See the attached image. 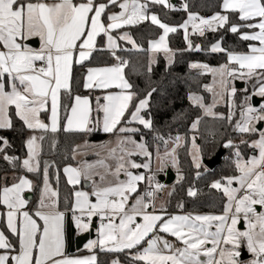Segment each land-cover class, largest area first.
Listing matches in <instances>:
<instances>
[{
	"label": "snow or ice",
	"instance_id": "obj_1",
	"mask_svg": "<svg viewBox=\"0 0 264 264\" xmlns=\"http://www.w3.org/2000/svg\"><path fill=\"white\" fill-rule=\"evenodd\" d=\"M151 5L184 11L187 19L170 25ZM219 7L205 17L189 3L178 9L171 0H0V130H13L19 120L29 132L23 157L9 155L12 144L0 136V158L25 173L0 183V264H104L101 254L111 256L108 264H264V0H221ZM144 22L162 30L147 50L122 31ZM180 30L182 51H204L192 37L209 32L227 31L249 43L247 51L230 50L221 35L207 50L224 54V63L190 64L198 75L211 76L210 83L198 84L211 101L189 91L190 111L175 113L168 127L185 120L189 126L173 135L162 132L154 117L161 107L154 94L163 95L164 89L151 84L139 89L125 72L130 61L119 53L150 52L148 74L160 54L171 67L177 50L169 46V35ZM100 53L111 62L94 64ZM221 106L226 112L217 110ZM206 118L226 133L230 128L238 142L228 134L217 140L215 129L205 128V136ZM95 132L112 139L98 145L85 140L66 150L64 159L75 165L42 159L45 141L55 152L62 133ZM216 144L229 150L224 159L234 170L210 183L222 195L220 211L185 212L180 202V212L169 213L166 201L157 203L166 190L158 175L172 166L177 183L184 180L178 152L183 148L199 179L209 171L205 145ZM89 149L96 160H77ZM27 174L41 181L32 207L25 193L37 186ZM62 174L71 189L64 197ZM175 191L172 186L168 196ZM198 191L189 187L187 196L196 198ZM93 231L96 238L84 245L88 255L69 254L73 234Z\"/></svg>",
	"mask_w": 264,
	"mask_h": 264
},
{
	"label": "trees",
	"instance_id": "obj_2",
	"mask_svg": "<svg viewBox=\"0 0 264 264\" xmlns=\"http://www.w3.org/2000/svg\"><path fill=\"white\" fill-rule=\"evenodd\" d=\"M189 3L190 9L192 11L198 12L199 15L208 17L213 15L215 12L220 11L221 0H177L176 8H181L185 3ZM151 11L156 12L163 22L169 23L171 25H178L187 19V14L184 11H171L160 5H151ZM132 36L137 41L138 44L147 50L148 43L150 40L157 38L162 30L157 26L150 24L149 22L141 23L140 25L129 27ZM223 36V46L230 50L235 51H247L248 43L247 41H242L237 35L232 34L227 31L206 34V37L193 36V42L201 44L205 50L201 52H191L182 51L185 49V41L183 39V31L180 30L175 34L169 35V45L171 48L177 50L175 57V63L171 66H167V61L163 54H160L157 59L158 63L153 66V71L151 74L147 73V65L149 63V52L148 51H137L130 50L121 53L126 59L130 61L129 68L125 69L126 75L139 89L144 90L151 84L152 86L159 85L164 89L163 95L154 94V102L159 103V107L154 112V117L156 120V126L161 129L162 132L171 131L173 135L179 131L184 133L189 126L190 121L185 120L182 122H177L172 124L171 127L168 125L172 122V118L175 113L184 111H190V102L187 100V94L189 91H199L200 94L205 95L207 102L211 99V94L203 92L202 88L198 87V84L202 85L205 83H210L211 76L198 75L196 70L190 68V64L193 62L207 63L211 66H218L224 63L225 56L222 53H211L207 49L211 43L215 42ZM111 58L105 54L100 53L95 56L94 64L102 65L110 63ZM82 71L77 69V73ZM79 75H77V81L79 82ZM75 90L79 94H87L82 87H76ZM218 111L226 112V108L221 106L217 109ZM15 127L13 130H0V136L6 137L12 144V150L9 151V155H16L23 157L25 149L23 147V142L29 135L27 130L22 129V122L19 120L14 121ZM218 130L217 140L220 139V135L228 134L232 138L238 140L237 134L232 133L231 129L221 127L216 121H212L210 118H206V126L202 125V131L204 135L207 136V131L205 130ZM110 136L103 132H95L91 135H65L61 134L59 136L60 144L58 145L55 152L51 151L47 141L44 143V151L42 153L43 160H56L58 165L61 167L67 163L74 164L76 161L65 160L64 155L66 150H70L76 144H81L88 141L91 143H98L105 141ZM139 138V137H137ZM150 143L152 142V136L148 135L145 137ZM198 143H204V140H199ZM153 146L150 149H154ZM221 147L219 144L216 145H205V158H211L216 154V152ZM245 152L250 155L252 152L249 149H244ZM179 152V167L184 175V180L177 183V180L172 183L175 186L176 191L172 196L167 197L166 207L169 213H178L180 210L177 208V204L183 202L185 207V212H219L222 207L223 198L221 193L210 188V183L219 179L221 176H227L233 174V167L224 158L230 156L229 150L225 149V154L223 156L222 163L215 167L214 169H209L208 172L197 179L196 169L192 164L191 157L187 152L181 148ZM2 157V154H0ZM203 171V169H201ZM25 174L21 169H13L6 161L0 158V176L8 175L6 183L12 182L14 176ZM13 176L11 179L10 176ZM30 178L35 181L38 191L39 185L41 183L40 178L33 175L27 174ZM189 187H194L198 189V196L196 198L187 196V189ZM61 196L64 197L70 194V187L66 185L65 178L63 174L61 175ZM121 260L123 261L125 257L121 255ZM111 259L109 254H101V260L104 264H108Z\"/></svg>",
	"mask_w": 264,
	"mask_h": 264
},
{
	"label": "water",
	"instance_id": "obj_3",
	"mask_svg": "<svg viewBox=\"0 0 264 264\" xmlns=\"http://www.w3.org/2000/svg\"><path fill=\"white\" fill-rule=\"evenodd\" d=\"M237 86L243 87L242 82L238 83ZM224 154H225V149L221 147L216 152V154L214 156H212L211 158H205V160H204L205 165L209 169H214L215 167H217L218 165H220L222 163ZM159 179H160V181L165 182L166 184H172L173 182H175L176 173L174 172V170L171 167H169L165 173H163L159 176ZM28 197L31 198L32 194L30 193L28 195ZM73 232H74V227H73ZM94 236H95L94 231L91 233L85 234L84 236H79V235L73 234L72 238H71V243L68 246V252H74L76 250L81 249L83 244L90 237H94Z\"/></svg>",
	"mask_w": 264,
	"mask_h": 264
},
{
	"label": "crops",
	"instance_id": "obj_4",
	"mask_svg": "<svg viewBox=\"0 0 264 264\" xmlns=\"http://www.w3.org/2000/svg\"><path fill=\"white\" fill-rule=\"evenodd\" d=\"M171 2L176 6V3H177V0H171ZM115 11H119V9L117 8V9H114ZM153 12V11H152ZM154 13H156V12H154ZM157 14V13H156ZM160 17V16H159ZM208 17H210V16H208ZM171 25V24H170ZM122 31H128L130 34H131V32H130V30H128V28H126V29H124V30H122ZM132 35V34H131ZM133 37V36H132ZM134 38V37H133ZM158 38V37H157ZM157 38H155V39H157ZM153 40V39H152ZM151 41V40H150ZM149 41V42H150ZM253 43H255V42H253ZM121 44H122V46L123 47H125V48H128V49H131V45H129V44H127V43H125V42H121ZM170 46V45H169ZM148 48H149V43H148ZM132 50H135V49H132ZM119 54H121V53H119ZM150 56H151V53L149 52V59H150ZM106 140H108V139H106ZM81 144H84V142L83 143H81ZM88 157H92V155H88ZM76 163V162H75ZM74 163V164H75ZM173 170H174V172L176 173V179H175V181L177 180V171H176V168L175 167H172V166H170ZM162 174V173H161ZM7 176L8 175H1L0 176V183H5L4 182V179L3 178H7ZM11 177V179L13 178V176L11 175L10 176ZM30 178V177H29ZM30 179H32V178H30ZM34 181V180H33ZM159 181H160V179H159ZM12 182H13V179H12ZM12 182H10V183H12ZM162 184H166V183H164V182H162V181H160ZM9 183V184H10ZM34 183H35V181H34ZM32 194V197L30 198V197H28V195L29 194ZM30 193H25V196H26V198H29L30 199V205H29V207H32L33 205H35L36 203H37V201H38V198H39V191H37L36 189H34L32 192H30ZM179 213V212H178ZM91 238V237H90ZM89 240V239H88ZM87 240V241H88ZM86 241V242H87ZM86 242L83 244V246H82V248L81 249H79V250H76V251H74V252H69V254H71V255H73V256H85V255H88V252H87V250L84 248V245L86 244Z\"/></svg>",
	"mask_w": 264,
	"mask_h": 264
},
{
	"label": "rangeland",
	"instance_id": "obj_5",
	"mask_svg": "<svg viewBox=\"0 0 264 264\" xmlns=\"http://www.w3.org/2000/svg\"><path fill=\"white\" fill-rule=\"evenodd\" d=\"M211 82V81H210ZM210 101H211V99H210ZM209 101V102H210ZM110 139H112V137H109L108 138V140H110ZM137 139H139V138H137ZM108 140H105V141H102V142H106V141H108ZM239 140V139H238ZM238 140H237V142H238ZM102 142H98V143H91V142H88L89 144H94V145H98V144H101ZM80 145H83V144H80ZM161 150H163V149H161ZM150 151H153L154 153H155V148L152 150V149H150ZM92 155V157H88V155ZM251 154H253V153H251ZM250 154V155H251ZM97 159V157L95 156V154H94V150H92V149H89V150H87V152H86V154H84V155H81V156H77V160H88V161H94V160H96ZM136 160H137V162H144V158L143 157H136L135 158ZM75 165V164H74ZM170 167V166H169ZM168 167V168H169ZM167 168V169H168ZM166 169V170H167ZM138 171H141V172H145L146 170H144V169H140V170H138ZM166 172V171H165ZM164 172V173H165ZM163 174V173H162ZM161 174H159L158 175V179H159V176H160ZM123 178V177H122ZM165 183V182H164ZM165 186H166V190L164 191V192H162V193H160L159 194V199L157 200V203L159 204L161 201H166L167 202V197H168V194H167V192H168V190H171V188H172V184H164ZM144 189V185H141V190H143ZM87 190V189H86ZM172 214H178V213H172ZM94 238H96V233H95V236L94 237H91V238H89V239H94ZM169 239H173L172 237H168ZM87 243V242H86Z\"/></svg>",
	"mask_w": 264,
	"mask_h": 264
}]
</instances>
